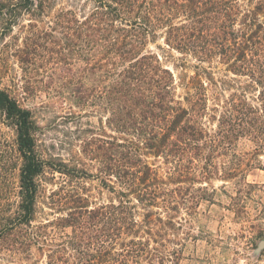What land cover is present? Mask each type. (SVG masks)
<instances>
[{"label": "trees", "instance_id": "obj_1", "mask_svg": "<svg viewBox=\"0 0 264 264\" xmlns=\"http://www.w3.org/2000/svg\"><path fill=\"white\" fill-rule=\"evenodd\" d=\"M57 1L0 0V45L25 16L31 17V31L15 55L22 64L34 65L42 48L53 44L51 34L33 22L49 17ZM51 25L68 40L60 53L73 46V101L84 105L95 97L116 134L99 140L93 151L100 166L96 178L112 197L96 204L77 192L69 217L61 220L63 228L73 229L74 264L180 261L171 249L184 246L170 239L176 229L172 212L187 200L182 186H172L211 179L215 165L208 161L230 153L242 139L264 152V0H73V11H59ZM159 36L169 49L194 61V75L180 80L186 91L182 99L172 71L147 51ZM184 61L181 69L191 64ZM216 65L246 83L234 79L240 83L234 87L231 81H216ZM208 83L219 99L228 88L234 92L223 106L210 109ZM249 92L255 94L252 104ZM0 114L15 131L12 152L20 165L10 201L3 203L0 194V242L9 241V251H24L43 242L52 224L34 225L45 162L37 152L32 112L2 89ZM149 158L163 160L165 175ZM202 161L208 164L202 167ZM205 198L191 194L196 205ZM230 199L245 203L240 192Z\"/></svg>", "mask_w": 264, "mask_h": 264}, {"label": "rangeland", "instance_id": "obj_2", "mask_svg": "<svg viewBox=\"0 0 264 264\" xmlns=\"http://www.w3.org/2000/svg\"><path fill=\"white\" fill-rule=\"evenodd\" d=\"M91 7L84 8L86 14ZM61 10L73 11V0H58L49 17L42 18V23L33 22L40 30L51 34L48 42L53 43L42 48L34 65H24L15 56L31 31L28 27L30 16H25L0 45V89L7 90L22 108L32 112L37 125V152L45 162L44 173L39 177L38 214L34 225L49 226L52 223L45 229L46 239L24 251H9L10 242H0V264H74L73 229L63 228L65 223L61 221L69 217L74 194L86 193L96 204L106 203L112 197L96 178L100 166L93 151L99 140L116 134L108 129L105 107L95 97H89L84 105L73 101V46L60 53L59 48L67 46L68 40L63 38L62 30L48 28ZM147 48L174 74L177 96L185 97L186 91L180 80L194 75V61L169 49L160 36ZM185 59L191 64L187 69H181L178 66ZM213 74L216 81H231L234 87L240 84L234 79L243 81V85L246 83L244 79L228 74L222 65H216ZM228 89L219 99V94L208 83L210 109L217 104L223 106L222 101L234 92ZM254 98V92L247 94L251 104ZM210 114L214 113L210 111ZM15 139L14 129L0 114V194L3 203L10 201L12 191L19 185L20 165L14 161L12 152ZM148 161L165 175L168 167L162 159L149 158ZM208 163L215 165L216 176L206 181L199 178L202 184L172 186H182V197L187 201L181 200L186 203L180 204L177 212H172L176 229L170 231V239L174 243L182 242L184 246L172 244L171 249H175V255L181 260L174 257L170 264H264V247H260L264 242V152L257 153L251 141L242 139L233 151L213 156ZM208 163L202 161L201 166ZM79 171H85V174L79 176ZM229 171L234 174H228ZM199 187L205 192L196 193ZM239 192L245 203L230 199L239 196ZM191 194L206 197V200H200L196 205L191 202ZM195 211H198L197 217Z\"/></svg>", "mask_w": 264, "mask_h": 264}, {"label": "water", "instance_id": "obj_3", "mask_svg": "<svg viewBox=\"0 0 264 264\" xmlns=\"http://www.w3.org/2000/svg\"><path fill=\"white\" fill-rule=\"evenodd\" d=\"M260 247H261V248H262V247H264V242L261 244V246H260Z\"/></svg>", "mask_w": 264, "mask_h": 264}]
</instances>
